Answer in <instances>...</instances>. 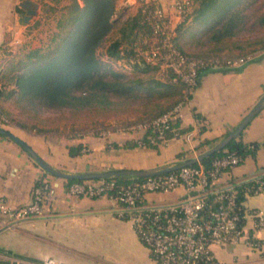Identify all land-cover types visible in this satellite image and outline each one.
<instances>
[{"label": "crops", "instance_id": "1", "mask_svg": "<svg viewBox=\"0 0 264 264\" xmlns=\"http://www.w3.org/2000/svg\"><path fill=\"white\" fill-rule=\"evenodd\" d=\"M156 1L164 6L174 2ZM13 4L14 0H0V46L6 30L10 29ZM241 57L248 59L202 72L199 85L175 126L180 135H171L160 149L130 147L142 132L46 138L22 128L12 131L49 164L68 173L148 169L177 163L219 143L264 95V51ZM242 141L253 145L254 152L241 164L225 171L217 186L236 187L264 176V109L243 130ZM78 145L87 152L71 156L69 146ZM41 181L53 186L44 203L43 215L9 225L0 213L1 257L21 255L35 260L54 257L66 264H157L137 235L128 208L107 197L72 195L66 179L48 173L18 143L0 136V194L8 204L21 208L31 203L34 188ZM185 197V188L179 187L172 192H151L146 195L145 204L163 207ZM244 202L248 208L264 211V190L246 195ZM259 239L258 247L229 244L215 246L214 252L222 264H264V231Z\"/></svg>", "mask_w": 264, "mask_h": 264}, {"label": "built area", "instance_id": "2", "mask_svg": "<svg viewBox=\"0 0 264 264\" xmlns=\"http://www.w3.org/2000/svg\"><path fill=\"white\" fill-rule=\"evenodd\" d=\"M148 16L154 28L155 48L148 54V62L170 68L175 80L183 85L182 98L169 111L142 122L114 129L102 130L99 135L113 132H142L138 139L140 147L166 145L172 133L179 136L174 124L181 118L183 107L194 95L204 69L222 64L244 63L248 57L227 59L201 58L188 54L177 47L174 38L176 28L187 18L194 0H174L163 6L156 0H146ZM1 121L8 122L5 115ZM147 140L144 134L149 133ZM93 135H97L93 133ZM254 146H252L253 148ZM84 152L87 149L84 147ZM245 157L237 152H228L216 157L208 165L199 162L170 173L149 176L121 184L115 178L89 179L68 186L77 197H107L129 209L130 220L140 240L150 249L157 264H222L214 247L246 243L260 246L259 234L264 231V211L251 209L239 199V192L231 187L217 186L222 174L241 164ZM248 185L245 196L264 190V178H257ZM184 187L186 197L175 204L151 207L145 204L151 192H172ZM53 186L47 181L39 182L33 191L31 203L21 208H12L5 196L0 194V213L7 223L44 214V203L52 194ZM251 222V227H249ZM0 264H66L54 257L41 260L18 256H0Z\"/></svg>", "mask_w": 264, "mask_h": 264}, {"label": "rangeland", "instance_id": "3", "mask_svg": "<svg viewBox=\"0 0 264 264\" xmlns=\"http://www.w3.org/2000/svg\"><path fill=\"white\" fill-rule=\"evenodd\" d=\"M24 1L26 0H14L10 29L6 28L9 30H6L5 39L0 46V90L16 91L10 98H0V109L8 119L1 127L10 131L22 128L30 134L46 138H70L96 133L103 125H119L147 118V114L155 110L156 106L170 103L171 99L110 96L107 104L96 103L86 108H49L22 97L17 85V77L22 72L21 63L27 60L28 52L37 49L47 51L57 44L61 34L59 21L68 15L73 3V0H31L37 4L36 14L25 21L27 9L21 6ZM78 1L80 5H84L82 0ZM144 1L116 0V11L112 17L116 25L97 49V54L108 68L124 73L127 77H155L164 80L170 72L165 66L145 74L136 67L143 66L144 60H147L148 54L155 48L154 38L149 40L147 48L144 41L140 42L134 55L129 54L133 46L130 41L123 43L121 59L108 54L109 45L122 35L120 27L129 25L139 15ZM198 7V2L192 4L186 20L176 28L175 35L186 52L224 58L254 55L264 51V0H236L225 15L204 23L195 19ZM233 13L239 15L236 34L220 41L214 40L212 35ZM107 76L110 74L107 73ZM14 225L15 223L12 226Z\"/></svg>", "mask_w": 264, "mask_h": 264}, {"label": "trees", "instance_id": "4", "mask_svg": "<svg viewBox=\"0 0 264 264\" xmlns=\"http://www.w3.org/2000/svg\"><path fill=\"white\" fill-rule=\"evenodd\" d=\"M82 1L83 6L80 5L78 0H73L68 15L59 21L61 28L60 39L53 48L47 51L37 49L27 53V60L21 63L22 72L17 77V85L22 97H27V100L30 102L37 101L49 108H86L96 103L107 104L110 102L108 101L110 96L171 99L167 105L156 106L155 110L147 114V118L132 120L119 125H103L96 132L97 135L105 129H114L117 126H127L152 119L169 111L179 103L182 98L183 85L180 80H175L176 74L172 69L169 68L170 72L164 80L155 77L130 78L124 73L108 68L103 63L97 54V49L106 41L116 25V21L112 19L116 11V0ZM235 1L194 0V3H199L195 19L199 23H204L212 18L222 17L229 11V8ZM238 18V13H233L229 16L216 33L212 35V38L220 41L225 37L234 36L237 32ZM120 32L122 34L121 37L112 41L108 47L109 56L121 59L123 57L121 47L126 41H130L133 44L129 54H136L140 42L144 41L143 44L147 48L149 40L154 37V28L148 16V8L145 1L141 6L139 15L134 17L129 25L120 27ZM174 41L179 49L186 52L181 47L176 36ZM194 56L217 58L223 62L227 59L239 58H220L209 55ZM136 67L145 74L160 69L162 64L161 62L152 64L144 60L143 66L137 65ZM210 68L204 69L203 72ZM107 73L110 74L109 77ZM15 92V90L8 92L0 90V98L3 96L10 98ZM2 115H5V113L0 109V116ZM2 124L4 123L0 119V127ZM176 125L177 123L174 124V127ZM149 134L150 132L145 133L144 139L147 140ZM171 135L172 133H169V137ZM136 146H139L138 141L130 145L132 148ZM252 146L242 141L241 134L239 137L233 139L223 150L206 158L203 164L208 165L212 159L234 151L246 157L248 154L254 152ZM147 147L158 148L157 145L150 143H147ZM83 149L82 145L69 146V153L71 156H76L82 154ZM115 179L121 184H128L140 178L117 177ZM81 181L78 179H67L66 184L69 186ZM251 183L247 182L236 186L240 200L245 199V188ZM3 252L13 254L10 251ZM17 256L24 257L21 255Z\"/></svg>", "mask_w": 264, "mask_h": 264}, {"label": "water", "instance_id": "5", "mask_svg": "<svg viewBox=\"0 0 264 264\" xmlns=\"http://www.w3.org/2000/svg\"><path fill=\"white\" fill-rule=\"evenodd\" d=\"M21 6L27 9V15H25L24 20L27 21L31 18L32 15L36 14L37 4L31 0H26L21 3ZM264 109V95L259 99L255 106L247 113L241 123L231 131L225 138H223L219 143L207 149L206 151L198 154L194 157H189L185 160L179 161L173 164L161 165L148 169H113L108 171H97L89 173H68L61 169L53 167L47 161H45L38 152L29 145L25 140L17 136L12 131L0 127V135L8 137L18 143L25 151H27L31 157L38 163L45 171L48 173L63 179H78V180H89V179H104V178H117V177H137L145 178L149 176L161 175L176 171L182 167L190 166L203 162L206 158L214 155L217 152H220L235 138L239 137L243 130L249 125L251 120L262 110Z\"/></svg>", "mask_w": 264, "mask_h": 264}]
</instances>
